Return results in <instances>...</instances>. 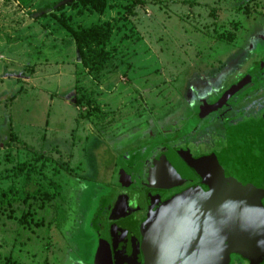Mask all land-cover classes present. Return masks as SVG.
Returning a JSON list of instances; mask_svg holds the SVG:
<instances>
[{
  "label": "rangeland",
  "instance_id": "rangeland-1",
  "mask_svg": "<svg viewBox=\"0 0 264 264\" xmlns=\"http://www.w3.org/2000/svg\"><path fill=\"white\" fill-rule=\"evenodd\" d=\"M61 1L0 0V187L17 163L42 164L67 210L55 225L51 208L37 209L29 228L18 207L0 212V264H85L92 231L82 215L95 206L105 126L135 101L179 94L194 72L252 42L259 28L251 27L264 22V0H105L102 12ZM93 24L109 37L96 49L99 63L94 52L85 63L71 32ZM260 41L244 70L264 55ZM215 81L194 79L195 96ZM74 88L76 104L66 97Z\"/></svg>",
  "mask_w": 264,
  "mask_h": 264
},
{
  "label": "flooded vegetation",
  "instance_id": "flooded-vegetation-1",
  "mask_svg": "<svg viewBox=\"0 0 264 264\" xmlns=\"http://www.w3.org/2000/svg\"><path fill=\"white\" fill-rule=\"evenodd\" d=\"M262 23L251 27L252 32L259 28L252 42L228 52L220 65L194 72L180 85L179 94L174 92L167 100L135 101L129 113L105 126L107 135L98 154L99 173L104 177L92 193L95 206L82 215L81 224L92 231L85 264H142L140 227L151 213L149 202H163L196 185L200 179L192 163L223 150L227 127L264 123V64L260 62L264 55L243 68L254 43L264 39V27L258 25ZM259 45L263 47L264 40ZM215 78V84L202 89L206 95L198 99L191 87L194 79H206L208 84ZM237 83L239 87L217 104L221 94ZM222 84L226 87L217 97L204 100ZM66 97L76 104L75 88ZM61 219L62 224L67 221V210ZM69 263L77 264L72 258ZM228 264L249 263L232 254Z\"/></svg>",
  "mask_w": 264,
  "mask_h": 264
},
{
  "label": "water",
  "instance_id": "water-1",
  "mask_svg": "<svg viewBox=\"0 0 264 264\" xmlns=\"http://www.w3.org/2000/svg\"><path fill=\"white\" fill-rule=\"evenodd\" d=\"M76 58L80 61L78 50ZM260 62L264 64V57ZM239 85L226 89L217 104ZM192 166L200 179L196 185L163 202H149L151 213L140 227L142 264H228L232 254L249 264H261L264 123L227 127L223 150Z\"/></svg>",
  "mask_w": 264,
  "mask_h": 264
},
{
  "label": "trees",
  "instance_id": "trees-1",
  "mask_svg": "<svg viewBox=\"0 0 264 264\" xmlns=\"http://www.w3.org/2000/svg\"><path fill=\"white\" fill-rule=\"evenodd\" d=\"M105 2V0H72L68 3L80 4L102 12L106 6ZM71 33L75 38L82 62H90L91 57L88 54L94 52L95 59L99 63L102 56L96 52V49L101 48L108 40V28L93 24L89 28L73 30ZM44 169L42 164L37 165L31 161L17 163L16 167L11 168L12 175H6L7 181L9 180L8 186L0 187V212L5 210L12 212L18 207L21 212L18 222L23 227L29 228L30 220L37 209L48 212L51 208L54 218L50 219L48 224L56 222L55 225H59L60 221L57 216L59 217L61 212L65 214L62 210L60 186L56 180L45 173ZM40 223L43 224L42 218H40Z\"/></svg>",
  "mask_w": 264,
  "mask_h": 264
}]
</instances>
